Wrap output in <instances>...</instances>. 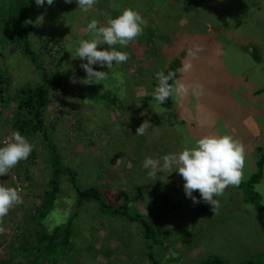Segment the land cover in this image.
<instances>
[{
	"label": "rangeland",
	"instance_id": "1",
	"mask_svg": "<svg viewBox=\"0 0 264 264\" xmlns=\"http://www.w3.org/2000/svg\"><path fill=\"white\" fill-rule=\"evenodd\" d=\"M14 1L0 0V86L4 79L10 82L0 97L2 146L18 131L14 117L21 91L44 82L23 52L28 39L18 33L29 26V17L20 21L18 12L12 13ZM22 1L16 0L19 9ZM125 8L136 9L147 21L143 33L122 49L127 61L109 72L107 66L94 65L108 72L107 79L82 83L86 61L75 54L81 30L91 19L106 24ZM42 14L44 21L37 24ZM33 16L30 46L64 88L51 85L44 124L55 118L46 161L39 131L28 140L40 145L43 162L37 152L38 160L29 168L30 155L27 163L0 176V183L16 188L22 199L35 190L43 195L52 185L39 182L55 170L49 160L57 158L60 198L47 214H35V225L44 235L60 227V239H68L58 246L41 236L31 239L29 220L8 230L5 216L0 218V264H208L213 259L219 264H264V216L247 199L253 174L261 171L252 190L264 205V166L262 171L259 164L264 157V0H96L89 12L78 9L75 0H54L51 6L35 4ZM185 64L191 68L186 70ZM169 69L188 86L186 94L171 96L174 107L152 97L156 73ZM88 89L92 92L86 97L65 93ZM180 113L199 118L181 122ZM143 123L144 134L138 135ZM211 134H229L245 149L241 181L217 197L214 211L203 201L186 198L185 182L175 168L156 176L143 168L146 157L162 162L163 156ZM18 165L24 166L18 174L24 179L16 181L11 174ZM77 187H96L102 197L78 205ZM193 194L199 198L198 190ZM47 198L41 199L46 205ZM113 208L148 221L151 229L112 213ZM53 211L61 222L49 231Z\"/></svg>",
	"mask_w": 264,
	"mask_h": 264
},
{
	"label": "clouds",
	"instance_id": "2",
	"mask_svg": "<svg viewBox=\"0 0 264 264\" xmlns=\"http://www.w3.org/2000/svg\"><path fill=\"white\" fill-rule=\"evenodd\" d=\"M65 2L70 4L73 0H65ZM53 3L54 0H35L38 7H43L45 4L51 6ZM75 3L78 9L89 12L96 4V0H75ZM37 21H39L37 24L43 23L44 15L38 17ZM146 26V19L133 8H125L119 15L109 19L106 24L91 19L81 30L82 37L75 49L77 58L86 61L81 65L87 74L82 83L91 84L89 83L90 78L99 81L106 80L109 71L96 70L93 66H107L111 70L114 65L127 61L128 54L122 49L135 41ZM101 45L108 47H98ZM116 45L120 46L119 50L115 47ZM190 55L194 53L190 51ZM184 68L190 69L191 64H185ZM156 79L158 84L154 89L153 99L161 105H166L165 102L173 94L179 96L188 92V86L179 83L173 72L167 74L163 71L157 72ZM170 81L172 83H169ZM144 131L145 123L138 128L137 134L143 135ZM33 149L34 145L26 136L20 131L13 132L11 142L0 146V176L8 175L9 171L20 161L23 164L27 163ZM244 165V146L229 134L205 135L197 139L194 144H186L183 150L163 156L162 162L152 157H146L143 161V168L149 170V176H156L164 170L175 168L173 172H178L185 182L183 188L186 198L191 199L193 203L203 201L211 205L213 211L219 204L217 197L221 196L228 186L240 183ZM23 167V165H18L11 176L15 177L19 174ZM23 171L27 173L26 170ZM197 190L200 194L199 198L193 194ZM22 202V196L16 188L0 183V218L5 217L10 209ZM51 218H55V223L49 227V231L61 222L56 211L50 214L49 219Z\"/></svg>",
	"mask_w": 264,
	"mask_h": 264
},
{
	"label": "trees",
	"instance_id": "3",
	"mask_svg": "<svg viewBox=\"0 0 264 264\" xmlns=\"http://www.w3.org/2000/svg\"><path fill=\"white\" fill-rule=\"evenodd\" d=\"M17 2L16 0L13 2L12 4V13L14 15H16L15 13H17L16 17L21 21L23 19H25V17H29V26L22 28L21 32H19V35H24L25 37L28 39V42H26L25 44H23L22 46L25 47V49L23 50L24 53H27L28 57H30V59L32 60V62L36 65L37 69L41 72V74L43 75V79L44 82L43 83H38L35 85H27V88L23 89L21 92L24 94L22 99L18 100L17 104V114L15 115L14 118L18 117V119L16 121H14L15 127L17 128L18 131H20L21 133H23L28 139L31 138L32 135H35L37 132L39 133L42 132L43 134V149H45V151L48 150V148H50V144H51V134L49 133V130L51 132H54L52 129H50V126L52 125V123L54 122V118H52V120H50V122H48L47 124H44L43 118L45 117V114L47 112V106L49 104L50 101V96L52 93V88L51 85H55L62 89L64 88L60 78L57 74H53V73H49L47 71V69H45V66L42 64V62L40 61V58L38 57V55L36 54V52L31 48L30 46V41H29V36L30 34L35 31V25H34V20L35 17L33 16L32 18V8L35 5V0H23L21 5H20V9L19 6H17ZM14 9H16L14 11ZM44 35H47L46 33H44ZM43 36V34L41 35V37ZM48 36V35H47ZM47 36H45L44 39V45L45 43V39H47ZM53 36V35H51ZM48 47V45H47ZM175 70V68H174ZM110 71V70H108ZM169 72H173L175 73V71H172L171 69L167 70L166 74ZM5 80V81H4ZM2 82V85L0 86V97H2V95H4L5 91V87H7V85L10 84V82L7 79H4ZM99 82V80H96ZM171 83V81L169 82ZM155 86L157 85V83L154 84ZM66 94H71V95H77L80 96V93H76L73 91H65ZM9 95V93H8ZM85 95V94H82ZM115 97V96H114ZM153 97V95H152ZM3 102L6 103L8 106L10 104L9 100L3 99ZM166 104L172 105V101L171 98L169 97L168 100L165 102ZM62 112V111H61ZM59 115V114H57ZM15 120V119H14ZM0 146H2L0 144ZM38 148L40 149V145H37L36 147H34L33 152H32V156L33 154H37V150ZM50 164L55 168L53 174H52V182H50V184L52 185V190L47 191L48 192V198H47V205H46V199H44L43 205L38 209V212L42 213V215H45V213L47 214V212L52 208L53 205V201L56 199V194L59 190V175L62 172L61 170H59L58 168V164H59V160L57 158H51L49 160ZM260 166L262 167V171H263V166H264V157L262 159H260L259 162ZM68 168V167H66ZM69 169V168H68ZM253 175H257L253 181L250 183L251 184V188L249 189V198L248 201H251L253 203H256L257 208L259 209V211L263 214L264 216V205L259 201V197H258V193L257 192H253L252 188H254V185L260 180L262 172L260 171V173L257 174H253ZM252 175V176H253ZM251 176V178H252ZM250 178V179H251ZM77 193H78V205H81L82 203H84V201L88 200V199H95V200H99L102 197V193L101 191L96 188V187H88V188H84V189H80L77 187ZM103 206H106V203H103ZM112 207H117L119 205H111ZM121 209V208H120ZM112 213L115 214H124L126 216H128L131 220L134 221H140L141 223H143L146 228L147 231H149L151 229L150 224L148 221L146 220H142L140 218H137L134 214H130L127 211H123L122 210H118L113 208L111 210ZM61 228H55L53 230L52 233H50V235H44V234H40L38 236H41L43 239H49L50 242L52 243H56L54 241H58L57 245H61L62 243H64V241L66 239H68V237L64 240L60 239V237L62 236V233L60 232ZM26 248V247H25ZM6 261H3V263ZM219 260H210L206 263L208 264H219ZM205 264V263H204Z\"/></svg>",
	"mask_w": 264,
	"mask_h": 264
},
{
	"label": "crops",
	"instance_id": "4",
	"mask_svg": "<svg viewBox=\"0 0 264 264\" xmlns=\"http://www.w3.org/2000/svg\"><path fill=\"white\" fill-rule=\"evenodd\" d=\"M136 70H137V72L141 71V69L139 68L138 65L136 66ZM89 82L92 83L93 85H96L99 83L98 81H96L95 79H92V78L89 79ZM120 87L123 89V86H120ZM91 92L92 91H90L88 89L87 92L80 93L81 95L79 97H86L87 95H90ZM76 93H79V92H76ZM82 94H85V95H82ZM75 96H77V95H75ZM170 98H171V96H170ZM172 105H173V103H172ZM173 107H174V105H173ZM175 109L177 110L178 108L175 107ZM194 113H180V114H178V116H179L181 122H188V120L189 121L191 120V122H193L199 118V115L194 114ZM37 152L39 154L38 155L39 156L38 162H43V159H41L42 151L38 148ZM47 153H48V150L44 151V159L46 158ZM33 157H34L33 160L29 161V168L34 166L36 164V161L38 160V158L36 157V154L35 155L33 154ZM45 161H46V159H45ZM53 172L51 173V175L49 177L42 176L39 184L46 183L47 181L52 182L51 178L53 177L52 176ZM113 174H116V173H113ZM29 176H32V174H29ZM47 190H48V187L45 188L43 195H41L42 193H38L37 190H35L32 195H27V196H29V200H27L26 199L27 196H25V199H22L23 202L21 203V205H16L12 209H10V211L6 215L7 216V218H6V229L9 228L8 230H10L11 227H16L20 223H24V221L29 220V230H30L29 238L32 239L35 235L38 236L39 230L36 229L35 214L38 213V209L43 205V200H41V199H43L44 197H48L49 194H48ZM60 192L61 191L59 189L57 194H56V199L60 198V196H59ZM17 215H18L19 220L15 221L14 218ZM26 215H29V217ZM1 246H2V244H1Z\"/></svg>",
	"mask_w": 264,
	"mask_h": 264
},
{
	"label": "built area",
	"instance_id": "5",
	"mask_svg": "<svg viewBox=\"0 0 264 264\" xmlns=\"http://www.w3.org/2000/svg\"><path fill=\"white\" fill-rule=\"evenodd\" d=\"M20 162H22V161H20ZM22 178H23V176H22V175H21V176H20V175H18V174H17V175H15V180H17V181H18V180H20V179H22Z\"/></svg>",
	"mask_w": 264,
	"mask_h": 264
}]
</instances>
